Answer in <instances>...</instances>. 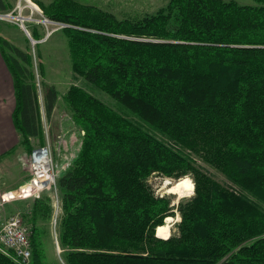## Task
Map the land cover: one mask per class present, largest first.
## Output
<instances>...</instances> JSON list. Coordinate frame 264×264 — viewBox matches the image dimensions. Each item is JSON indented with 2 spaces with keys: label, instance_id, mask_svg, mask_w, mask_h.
I'll use <instances>...</instances> for the list:
<instances>
[{
  "label": "trees",
  "instance_id": "trees-1",
  "mask_svg": "<svg viewBox=\"0 0 264 264\" xmlns=\"http://www.w3.org/2000/svg\"><path fill=\"white\" fill-rule=\"evenodd\" d=\"M253 1L169 0L138 20L76 0L38 3L67 26L73 72L121 108L77 86L65 94L85 133L57 178L66 264H264V0ZM8 8L0 0V12ZM0 44L15 85L13 122L32 152L42 129L31 57ZM57 101L47 88V116ZM191 152L256 202L203 173ZM153 175L195 182L177 207L178 235L165 240L156 231L176 212L155 194ZM51 214L49 198L34 201L31 264H46L36 226ZM0 264L17 263L0 252Z\"/></svg>",
  "mask_w": 264,
  "mask_h": 264
},
{
  "label": "rangeland",
  "instance_id": "rangeland-1",
  "mask_svg": "<svg viewBox=\"0 0 264 264\" xmlns=\"http://www.w3.org/2000/svg\"><path fill=\"white\" fill-rule=\"evenodd\" d=\"M8 5V12H14L13 16H20L22 18H28L31 15L30 7L34 9L26 0H4ZM35 6V14L33 18L36 20L43 19V11L38 3H42L45 6L50 5L54 0H30ZM81 4L93 6L99 8L105 12L114 15L119 20L134 19L138 20L147 15L156 14L161 8L166 7L169 0H76ZM226 2L234 1L240 5H253L256 3L253 0H223ZM20 9L22 10L20 12ZM38 12V13H37ZM41 12V13H40ZM5 14V13H4ZM16 19V18H14ZM14 19L10 21L0 20V37L3 39H10L16 47L20 50L28 53L31 57V67H28V75L33 74L32 83L36 87L38 109L40 125L42 129V136L37 138H31V147L34 150L46 143H51V149L53 152V159L55 167L56 165L61 168L65 161L71 158L73 163L80 145V130L77 126L72 124V113L67 108L64 100L65 94L68 92L71 86H77L87 91L97 99L101 100L108 106L114 108L116 111H120L121 108L114 102L106 93L98 90L82 77L76 75L72 69V58L68 45V38L63 32V27L53 25H37L36 22H27L26 27L30 31L31 35L37 31L36 38L38 42L36 45L26 35L23 27L18 25ZM51 29L53 33L48 37L47 40L43 41L46 36L47 29ZM6 37V38H5ZM33 38V36H32ZM34 39V38H33ZM36 40V39H34ZM55 87L58 93V101L56 107L49 117L46 114L45 109V95L47 88ZM145 130L150 131L148 126L144 125ZM160 139L166 141L165 138L156 134ZM22 136V134H21ZM20 155L17 157L13 167L19 164L20 172L29 179V172L27 167V161L32 152H30L23 144L19 148ZM62 150H65L68 154L64 155ZM183 150V149H182ZM184 151V150H183ZM190 153L189 151H185ZM22 153V154H21ZM70 156V157H69ZM191 158L195 161V166L200 168L203 173L210 176L212 179L228 188L231 191L236 192L241 196H245L251 201L256 202V199L248 194L246 191L229 181V179L221 172L216 170L202 160L199 156L191 152ZM71 167V165H70ZM61 169L60 174L69 170V168ZM58 168V167H57ZM23 170V172H22ZM18 172L13 168H7L0 166V184L4 178H10L9 175ZM191 180L193 187L189 189L183 188V184ZM8 183L9 181H5ZM149 184L153 187V190L157 196L170 197L172 200V206L175 209V216L172 218L171 225H168L167 230L171 235H178V224L181 221L177 207L181 202H185L188 199H192L194 196L195 182L193 176L187 175L181 179H170L160 175H153L149 179ZM54 197V201L52 200ZM50 199V205L52 208V214L50 219L43 220L39 219L36 228L40 231V236L43 243V251L46 257L45 263L47 264H66L64 259V250L60 245L62 252L59 254L56 249L55 232L59 235L60 243V223L63 217L62 211V198L58 191L44 192L40 199ZM35 200L38 199H27L22 201H16L11 203L6 209L5 213L7 216L19 213L24 216L29 227L31 228L33 236V224H32V206ZM264 209V206H263ZM57 218L58 225L55 231L54 220ZM166 226L168 223H166ZM158 229V228H157ZM157 235V231H156ZM170 238V237H169ZM162 239V238H161ZM32 240V239H31ZM165 240V239H164ZM32 263V261H31Z\"/></svg>",
  "mask_w": 264,
  "mask_h": 264
},
{
  "label": "built area",
  "instance_id": "built-area-1",
  "mask_svg": "<svg viewBox=\"0 0 264 264\" xmlns=\"http://www.w3.org/2000/svg\"><path fill=\"white\" fill-rule=\"evenodd\" d=\"M22 10L20 9V12ZM31 15L28 18L13 16L14 12H0V20L10 21L14 19L18 25H21L34 45L38 43L32 38L30 31L25 26L27 22H36L37 25H53L58 28L67 27L64 24L57 23L48 19L45 15L43 19L36 20L32 16L35 14L34 9L30 7ZM5 13V14H4ZM38 13V12H37ZM41 13V12H40ZM44 14V13H43ZM53 33L51 29H47L45 40ZM84 136V131H81ZM70 157V156H69ZM72 165L71 158L64 161V164L59 166L54 164L53 152L51 143H46L44 146L35 148L27 161L28 171L30 173L29 180L14 191L0 193V252L12 258L17 264H31L32 261V232L24 216L19 213L9 217L5 214L6 206L16 201L27 199H40L44 192L57 191V178L60 175L61 169H66ZM58 167V168H57ZM54 201V197H52ZM55 231L57 229V218L54 220ZM55 234V242L57 252L60 254L59 235Z\"/></svg>",
  "mask_w": 264,
  "mask_h": 264
},
{
  "label": "crops",
  "instance_id": "crops-1",
  "mask_svg": "<svg viewBox=\"0 0 264 264\" xmlns=\"http://www.w3.org/2000/svg\"><path fill=\"white\" fill-rule=\"evenodd\" d=\"M5 40H7L10 44L16 46L12 41H10V39L6 38ZM14 87L15 85H14L13 76L11 70L6 64L3 53L1 51V44H0V166L13 168L18 172V174L12 172L9 175L10 178H4L3 180H1L0 193H4L7 191H14L29 180L27 174L23 176V174L20 172L19 169L21 167L19 166V164H16V166L13 167L15 161H17V157L20 155L19 148L22 145L21 133L19 132V130H17L13 122V113L16 108ZM72 124H74V122H72ZM80 137L81 139L79 146H81V141L83 137L81 133H80ZM62 152L64 155L68 154L65 150H62ZM63 161H65V158H63ZM29 178H30V173H29ZM7 180L9 181L8 183L5 182ZM10 204H8L6 208Z\"/></svg>",
  "mask_w": 264,
  "mask_h": 264
},
{
  "label": "bare ground",
  "instance_id": "bare-ground-1",
  "mask_svg": "<svg viewBox=\"0 0 264 264\" xmlns=\"http://www.w3.org/2000/svg\"><path fill=\"white\" fill-rule=\"evenodd\" d=\"M29 4H31L32 7H34V9H36V6L30 1V0H26ZM37 10V9H36ZM192 188L193 187V183L191 180H187L184 184H183V188L185 189H189V188ZM173 220H170L167 224V226H163L161 228L158 229L157 231V235L160 237V238H163V239H168L170 237V233L168 232L167 230V227L168 225H171ZM157 236V237H158Z\"/></svg>",
  "mask_w": 264,
  "mask_h": 264
},
{
  "label": "water",
  "instance_id": "water-1",
  "mask_svg": "<svg viewBox=\"0 0 264 264\" xmlns=\"http://www.w3.org/2000/svg\"><path fill=\"white\" fill-rule=\"evenodd\" d=\"M157 236V235H156Z\"/></svg>",
  "mask_w": 264,
  "mask_h": 264
}]
</instances>
